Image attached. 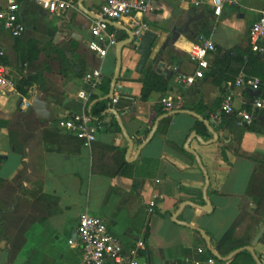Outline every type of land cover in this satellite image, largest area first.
Listing matches in <instances>:
<instances>
[{
	"label": "crops",
	"instance_id": "1",
	"mask_svg": "<svg viewBox=\"0 0 264 264\" xmlns=\"http://www.w3.org/2000/svg\"><path fill=\"white\" fill-rule=\"evenodd\" d=\"M79 1L76 0L74 8L53 13L35 2L22 0L20 18L26 26L25 32L17 37L7 30L0 33V46L6 52L3 62L8 77L14 82V86L0 87V264H82L77 227L83 213L102 217L126 247L137 239L144 240L146 248L140 260L146 264H185L198 256L199 246L208 253L206 240L204 245L193 233L195 227L204 229L210 239L219 240L242 212L264 219L262 174L257 173L264 172L261 162L264 160V114L254 111L257 131L246 129L239 119L241 110L251 108L254 92L229 88L226 84L220 87L215 77L207 74L210 67L203 78L196 79L189 87H184L179 80L182 75L195 74L196 66L187 50L197 38L194 32L201 29L206 19L210 20L216 45L224 49L246 47L250 44V27L263 9L264 0H240L237 5H226L221 16L212 17L208 16L211 9L207 6L153 0L152 9L139 14L148 24V31L156 34L152 53L139 71L141 56L136 47H123L115 87L119 102L112 105L134 142L129 160V140L111 109L106 112L105 123L91 145L84 144L56 122L87 110L92 96L108 97L116 71V45L104 59L88 46L92 38L91 25L99 17L104 0H82L83 8ZM7 3L0 0V7ZM214 20L216 28L211 25ZM116 22L121 27L113 24L110 27L116 30L117 41L127 39V30L132 29L131 19ZM174 28L179 33L175 41ZM189 34L195 40H191ZM59 46L68 47L64 73L60 72L62 64L55 50ZM48 64L52 66L49 70L46 69ZM151 66L163 73L169 84L166 91H154L147 100H142L143 79ZM94 68L102 70V80L96 88L83 78L86 71ZM28 78L33 84L23 94L18 84ZM38 90L42 91V99L50 103L52 115L44 119L35 112L48 125L36 131L24 162L20 153L14 151L9 126L20 127L21 118L17 113L33 109L32 105L23 106L24 101H32ZM81 90L87 92L88 100L78 96ZM233 90L236 110L222 118L221 123L213 122L211 115L218 111L224 94ZM164 95L175 99L181 96L183 107L175 110L200 114L218 133L215 142L203 143L192 137L189 143L200 156L210 180L207 190L213 206L210 212L199 207L206 205V174L185 144L193 131L205 141H212L215 136L204 120L190 113L170 114L175 110L163 107L160 100ZM199 108L203 109L202 113L197 112ZM198 120L205 124L207 133L195 129ZM34 121L30 120L31 125ZM157 121L151 139L139 150ZM124 160L132 165L125 174L119 173ZM22 172L20 182L24 186L20 188L16 178ZM143 178L144 183L136 194L134 181ZM154 197L157 203L150 212L149 203ZM187 201L195 205H186L178 219L190 225L173 220L180 205ZM256 224L251 217H246L237 227L234 239L245 242L253 235L250 245L264 264V233L253 243L264 225L254 232ZM7 231L11 236L18 235L19 242L23 239L13 261H10L11 242L5 236ZM239 263L258 264L251 262L247 255H243Z\"/></svg>",
	"mask_w": 264,
	"mask_h": 264
},
{
	"label": "built area",
	"instance_id": "2",
	"mask_svg": "<svg viewBox=\"0 0 264 264\" xmlns=\"http://www.w3.org/2000/svg\"><path fill=\"white\" fill-rule=\"evenodd\" d=\"M22 0H7L4 7H0V33L3 30L9 31L12 36H20L26 26L20 18ZM35 2L42 8L53 13H59L69 8L76 7V0H24ZM181 3H188L196 7H209L215 16H221L226 5H237L240 0H176ZM153 0H104L101 6L99 17L91 25L92 38L88 42L91 50L97 53L99 58L104 59L109 50L117 44V32L112 30L108 20L119 21L124 18L131 19L134 40L139 43L148 31L149 26L139 18V14H144L152 9ZM249 43L252 51L264 56V7L261 9L258 18L253 22L249 30ZM216 43L212 36L199 34L195 41L190 44L187 50L190 60L196 66L194 75H182L179 77L184 87H189L196 82V79L203 78L205 71L210 67L209 57L216 51ZM6 52L0 46V87L14 86V82L8 77L3 58ZM84 80L91 84L93 88L100 85L102 80L101 68H94L84 73ZM233 89H248L254 92L251 108L243 109L239 112L241 125H251L254 122V111H262L264 114V94L261 93L262 80L258 76L241 72L235 78ZM83 100H88L86 91L81 90L78 94ZM236 94L233 91L225 93L217 112L211 115V120L221 123L222 118L228 116L236 110ZM113 104L119 102V97L114 94ZM163 107L168 110H175L183 107V99H177L164 95L160 100ZM25 107L31 106L30 100H25ZM60 128H63L83 141L86 145H91L97 138V132L104 125L103 120H95L89 112L84 109L82 112L72 113L67 117L56 121ZM154 197L149 203V211L153 212L156 206ZM77 232L82 247V264H146L142 263L140 257L145 251L144 240L137 239L136 242L126 247L122 241L110 230L106 221L94 214L83 213L79 217ZM72 242V241H71ZM198 253L204 255L203 258L188 259L185 264H216L215 257L205 249L198 248Z\"/></svg>",
	"mask_w": 264,
	"mask_h": 264
},
{
	"label": "trees",
	"instance_id": "3",
	"mask_svg": "<svg viewBox=\"0 0 264 264\" xmlns=\"http://www.w3.org/2000/svg\"><path fill=\"white\" fill-rule=\"evenodd\" d=\"M208 16L212 17L214 16L213 11L209 10L208 11ZM196 36L199 34H204L206 36H211L212 30L210 29V20L206 19L205 22L202 24V27L200 30H197L194 32ZM191 40H195V37L193 35L188 36ZM217 49L216 52L213 54L212 59H210V69L208 71V75H212L215 78V83L217 85H220V87L223 86V84H226L229 88L234 87L235 83V78L241 73L245 72L248 74H252L255 76H258L263 82L264 85V56H261L255 52L252 51V48L249 45L246 47L242 46H235L230 49H224L221 46L216 45ZM70 49V48H69ZM55 50L57 51V58L59 62H61L60 66V72L64 73L66 69V65L68 63L67 59V54L66 51L68 50V47L62 46V47H56ZM52 66L51 64H48L46 69H51ZM144 80V87L142 90L141 94V99L142 100H147L150 94L154 91L157 92H164L166 91L168 84H169V79L163 74V73H158L156 69H154L152 66L147 70V73L145 75ZM110 81L108 82L109 86ZM33 84L31 79H23L19 84H18V89L23 93L26 94L28 91V88ZM43 86V85H42ZM106 94L109 92V88H106ZM263 93H264V86H263ZM221 104V102H220ZM113 101L112 98L108 97H103V98H97V96H92L89 99L88 105H87V110L91 117L95 120H103L105 117L106 112L109 111V109L112 107ZM205 109V108H204ZM250 110V107H249ZM203 109L199 108L197 109L198 113H202ZM18 116L21 118V123L19 124L20 127L18 128L17 126L11 127L9 126L8 123H2L3 125L9 126L10 129V137H11V143L14 148V151L20 153L22 159L26 160L27 157V147L30 143V141L36 136V131L40 127H45L48 125L46 121H44L41 118H38L35 114V111L33 109H30L28 113H17ZM35 118V119H34ZM30 120H35L32 125L30 123ZM255 122V121H254ZM251 125L245 124L246 129L248 130H256L255 123ZM21 128V129H20ZM116 128L118 131H120V126L116 122ZM195 129H197L200 132H206L207 133V128L205 124L201 121L198 120L197 124L195 126ZM174 145V144H173ZM175 146V145H174ZM189 154V153H188ZM194 160L195 157L192 154H189ZM224 156H225V151H224ZM262 166H264V160L261 161ZM131 163L127 161H123L122 165L120 167L119 173L125 174L127 169H130ZM133 170V169H132ZM258 170V169H257ZM256 170V171H257ZM259 174H262L260 176L261 180V192H262V197L264 198V172L260 173L259 171L257 172ZM24 173L22 172L17 178L16 182L18 183L19 187L22 188L24 184L21 181L23 178ZM131 175V174H128ZM144 183V178L142 180H135L134 185H133V191L138 194L142 185ZM253 188L250 187V190ZM246 217H251L252 220H254L257 224L254 229V232L257 230H260L262 225H264V219L259 218L257 215H250L248 212H242L236 220L233 222V224L229 227V229L224 233V235L219 238V240H214L211 239L212 241V247L217 250V252L222 256V257H227L231 252L236 250L239 247H243L246 245H250L251 243V238H253V235L247 238L248 240L245 242H238L236 241L235 238V232L237 227L241 224V222L246 218ZM193 233H196L201 241L205 244V239L202 236L201 232L198 229L192 230ZM5 236L9 239L10 243V261H13L15 257L17 256L18 252L20 251L22 244H23V239L17 240V236H11L9 235V232L5 233ZM15 238V239H14ZM202 246H199V248ZM209 253L213 255L210 249ZM247 255L249 256L251 262L258 261V264H263L262 263V257L253 256V254L247 250L244 249L240 251L239 253L235 254L233 257H231L229 260H223L220 259L216 256V264H241L239 263V259L243 256ZM204 255L199 254L197 257L194 258H203ZM192 258V259H194ZM190 259V260H192Z\"/></svg>",
	"mask_w": 264,
	"mask_h": 264
},
{
	"label": "water",
	"instance_id": "4",
	"mask_svg": "<svg viewBox=\"0 0 264 264\" xmlns=\"http://www.w3.org/2000/svg\"><path fill=\"white\" fill-rule=\"evenodd\" d=\"M82 0L79 1V5L81 6V8H83V5H82ZM108 22L110 24H113L117 27H121L120 24H118L116 21H113V20H108ZM128 32V35L129 37L125 40H119L116 44V55H117V65H116V71H115V74H114V77L113 79L111 80L112 83H111V90H110V93L108 95V97L110 98H113L114 94H115V87H116V83L118 80V77H119V74H120V70H121V66H122V49L124 46L126 45H132V46H135L136 47V52L138 54H140L141 58L139 60V64H138V67H137V70L141 71L145 65L147 64V61L149 60L150 56H151V53H152V47H153V44L155 42V39H156V34L154 32H151V31H146L145 34L143 35L142 39H140L141 41L139 43H137L134 39V31H132V29H129L127 30ZM173 41H175V39H177V37L179 36V33L177 31L176 28L173 29ZM135 43V44H134ZM162 66H163V63H162ZM160 71V69H159ZM169 77H171V74L169 75ZM41 93L42 91L41 90H38L37 93H36V96L33 98V100L31 101V105H32V108L35 110V112L42 118L44 119H50L51 118V115H52V112L49 110V105L50 103L44 99H42L41 97ZM111 111L113 113L116 114L118 120L119 121V124L122 128V131L124 133V135L127 137V139L129 140V150H128V154H127V159L129 160V156L132 152V148H133V145H134V142L132 140V137H130V135L128 134L127 132V129L126 127L124 126L123 122L121 121V116L119 115L118 111L115 109V108H110ZM190 113L198 118H200L201 120H204V122L206 123L207 127L209 128V130L214 134L215 136V139L212 140V141H205L196 131H193L191 136L189 137V139L187 140L186 144H185V148L192 152L195 156H196V159L199 163V165L201 166V168L203 169L204 173L206 174V184H205V188H204V198H205V201H206V205L204 206H199L201 207L204 211H207V212H210L213 208L212 206V203L211 201L209 200L208 198V195H207V190H208V187H209V184H210V180L207 176V173H206V169L202 163V160L200 158V156L198 155V153L194 150H192L190 148V140L192 139V137H196L197 139H199L201 142L203 143H210V142H215L216 140H218L219 136H218V133L215 131V128H213V126L211 125L210 121L207 120V119H204L203 116H201L200 114H197L193 111H189V110H175L173 112H171L170 114H174V113ZM158 126V121L156 122L154 128H153V131L151 132V134L148 136L147 140L145 142L142 143V145L140 146L139 150L141 148H143V146L151 139L154 131L156 130ZM186 205H195L194 203L192 202H183L181 205H180V208L178 209V211L174 214L173 216V220L178 222V223H181V224H186V225H190L188 223H185V222H182L178 219V216L179 214L181 213V211L183 210V208L186 206ZM192 226V225H191ZM194 227V226H193ZM196 229H198L202 236L204 237V239L206 240L207 242V245L209 247V249L211 250V252L213 253L214 256L220 258V259H223V260H229L231 257H233L235 254L239 253L240 251L244 250V249H247L249 250L250 252L253 253V255L256 257V260L258 259L255 252H254V249L251 245H246L244 247H239L237 248L236 250H234L233 252H231L227 257H222L218 252L217 250H215L213 247H212V243H211V239L209 237V235L206 233V231L202 228H199V227H195ZM264 233V227L261 229V231L258 233V235L254 238V242L253 243H256V241L259 240V237H261V235ZM258 262V261H257Z\"/></svg>",
	"mask_w": 264,
	"mask_h": 264
},
{
	"label": "rangeland",
	"instance_id": "5",
	"mask_svg": "<svg viewBox=\"0 0 264 264\" xmlns=\"http://www.w3.org/2000/svg\"><path fill=\"white\" fill-rule=\"evenodd\" d=\"M171 1H173V4L176 3L174 0H171ZM216 23H217V21H215V20L212 22V24H211L212 25V28H216L217 27V24ZM198 29L200 30V28H198Z\"/></svg>",
	"mask_w": 264,
	"mask_h": 264
}]
</instances>
